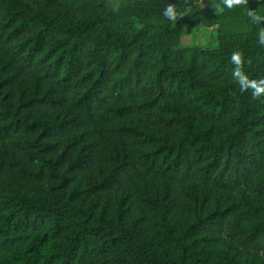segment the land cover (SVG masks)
Returning <instances> with one entry per match:
<instances>
[{
  "label": "trees",
  "instance_id": "trees-1",
  "mask_svg": "<svg viewBox=\"0 0 264 264\" xmlns=\"http://www.w3.org/2000/svg\"><path fill=\"white\" fill-rule=\"evenodd\" d=\"M218 7L0 0V264H264V0Z\"/></svg>",
  "mask_w": 264,
  "mask_h": 264
},
{
  "label": "clouds",
  "instance_id": "clouds-1",
  "mask_svg": "<svg viewBox=\"0 0 264 264\" xmlns=\"http://www.w3.org/2000/svg\"><path fill=\"white\" fill-rule=\"evenodd\" d=\"M245 3H247V0H222L223 7H218V11L223 12L225 8L232 9L233 7L241 6ZM248 15L252 18L253 22L257 24L264 22V15H256L253 11H249ZM163 16L168 20L175 21L178 14L174 10V6L169 4V6L164 10ZM260 44L264 45V31L260 33ZM232 59L237 65H239V54H235ZM234 76L239 80L242 89L246 90L249 87L254 89V96H259L264 93V81H248V78L242 73L239 67L234 73Z\"/></svg>",
  "mask_w": 264,
  "mask_h": 264
},
{
  "label": "rangeland",
  "instance_id": "rangeland-1",
  "mask_svg": "<svg viewBox=\"0 0 264 264\" xmlns=\"http://www.w3.org/2000/svg\"><path fill=\"white\" fill-rule=\"evenodd\" d=\"M202 42H203V40H202Z\"/></svg>",
  "mask_w": 264,
  "mask_h": 264
}]
</instances>
